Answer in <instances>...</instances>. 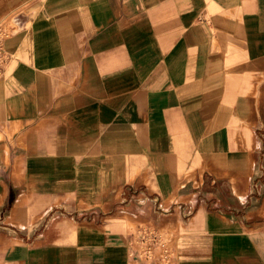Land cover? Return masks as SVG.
Instances as JSON below:
<instances>
[{"label": "crops", "instance_id": "1", "mask_svg": "<svg viewBox=\"0 0 264 264\" xmlns=\"http://www.w3.org/2000/svg\"><path fill=\"white\" fill-rule=\"evenodd\" d=\"M0 264H264V0H0Z\"/></svg>", "mask_w": 264, "mask_h": 264}, {"label": "built area", "instance_id": "2", "mask_svg": "<svg viewBox=\"0 0 264 264\" xmlns=\"http://www.w3.org/2000/svg\"><path fill=\"white\" fill-rule=\"evenodd\" d=\"M8 32L0 28V78L11 56L4 49ZM171 235L153 225H141L132 235L131 256L141 264H172L174 250Z\"/></svg>", "mask_w": 264, "mask_h": 264}]
</instances>
